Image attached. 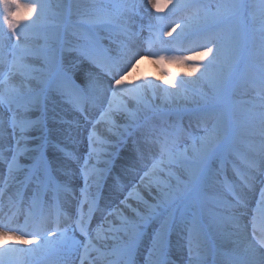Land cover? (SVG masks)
Masks as SVG:
<instances>
[{"label": "rangeland", "instance_id": "obj_1", "mask_svg": "<svg viewBox=\"0 0 264 264\" xmlns=\"http://www.w3.org/2000/svg\"><path fill=\"white\" fill-rule=\"evenodd\" d=\"M42 2L46 5L44 19L27 41L23 37L17 41L6 26L3 31L7 35L0 41V55L4 60L2 63L0 59V79L9 71L13 45L26 44L33 53L25 57L24 62L28 67L23 70V74L9 75L7 84H0V90L6 86L12 87L18 89L24 98H39V110L27 115L32 119L40 118L38 127L44 136L39 141L44 145L39 152L34 150L38 141L31 139L38 135L35 131L25 132L24 139L17 145L11 135V114L4 106H0V189L3 190V195H0V205L3 206L0 220L10 222L9 227L24 233L35 232L41 240L45 237L49 241L54 240L55 244L43 248L46 257L41 258L31 257L27 251H33L34 244L30 248V245L22 243L24 256L14 253L10 264H59L62 261L59 259L74 246L63 238L69 237L71 231L76 233L74 229L81 212L85 215L87 228L95 216L90 229L92 236L108 219L115 221V208L130 199L137 207L136 211H132V217L126 218L128 221H139L136 212L145 215L148 211L142 201H147L149 205L158 203L153 199L157 194L156 183H153L151 194L147 195H139L134 187L142 181L141 177L143 180L150 179L144 177V172L160 156V144L155 142V137L161 130L177 132L174 150H186L190 170L199 171L200 179L191 182L189 172L176 166L172 168L173 176L156 170L151 179L159 181L161 187L170 184L174 189L176 178L179 177L183 195L167 205L155 208L153 219L142 225V235L132 248L130 257L127 254L129 235L123 231H110L117 241L120 240V252L106 256L108 254L91 250L86 264H104L112 260H115L112 264H125L126 260L129 264H148L147 255L152 246V237L162 224L167 225L165 248L162 254L153 255V264H247V256L251 255V251L241 241L240 236L244 231L249 232L248 238L264 255V245L259 243L264 237V219L256 211L264 201V136L260 134L264 130L260 120V113L264 112V57L260 54L264 37V5L261 0H240L247 4L246 10L239 17L229 20L227 25L212 24L210 21L218 5L233 0H184L193 6L176 12H172V5H168L161 11L165 17L162 23H157L155 13L152 15L151 12L148 16L141 14L142 5L137 0ZM102 10L117 13L116 22H86L101 15ZM205 12L210 18L207 24L203 19ZM177 24L192 26V30L186 33L180 43L162 44L156 40V35L163 30L162 40L172 41L181 32V28H176L171 37L166 33ZM65 25L66 28L63 27ZM233 33L238 35L240 41L239 49L235 52ZM60 41L66 44L64 49L59 46ZM135 41L141 42L140 47L144 46V50L149 44L155 45L149 57L155 63L158 75L166 83L158 85L151 81L144 68H141L139 59L124 77L122 87L131 90L144 85L141 102L137 103L131 94L117 97L114 102L118 104L123 100L128 111L135 112V117L114 108L109 114L114 118L110 124L115 129L111 132L114 140L99 143L102 148L100 150L91 143L86 151H79L70 144L72 141L69 142L74 126L77 130L84 129L80 131L82 137L92 136L90 128L100 124L102 112L108 108L112 99L108 91L111 77L105 75L83 52L95 50L102 54L100 50L107 49V55L117 57L122 43L130 48ZM217 43L223 48L220 60L213 67L211 75L202 78L200 71H203V65L208 64L213 54L204 57L197 56L196 52L200 45ZM144 50L142 53L134 52L145 56ZM158 55H164L166 59L157 60ZM169 56H195L189 64L200 66V71L193 72L188 65L168 59ZM127 59L125 55L122 66H126ZM86 65L92 69L94 66L99 77L109 79L101 94L97 93L95 86L89 89L88 81L83 84L78 80ZM59 66H63L70 74V79L57 71ZM131 71L138 74V78L129 83L128 75L132 74ZM16 75L21 78L16 79ZM169 80H172L171 84L167 83ZM68 81L84 91L86 99L82 110L70 103L65 95ZM178 81H185L181 94L166 97L164 89L170 93L179 91L174 87ZM148 84L155 85V89L148 88ZM132 103L139 107L133 108ZM45 112L47 119H44ZM221 114L231 126L233 141L229 146L217 150L205 167L197 169L195 166L207 148L201 146L199 137L212 128L217 116ZM20 135L17 129V138ZM2 139L5 142L3 145ZM193 140L196 151L193 150ZM58 154L64 155L71 169L75 164L85 170L80 175L81 179L77 176L75 185L78 193L73 195L74 209L69 216L64 200V192L69 184H63L59 178L61 175L55 165ZM13 155L16 156L17 165L9 173L8 165ZM35 156L41 157V160L35 169H29L25 164L34 165ZM26 169L29 173L25 172ZM68 175L72 176L71 173ZM82 179L87 180L86 187ZM246 190L252 192L250 199L243 196ZM108 195L113 196L114 200L111 198V201H106ZM9 199L15 202L12 213L8 212ZM34 199L36 207L33 206ZM89 203L93 204L90 220ZM20 208L21 213L15 219V211L18 212ZM54 211H57L56 215ZM26 238L33 237L28 235ZM215 241L217 253L211 249ZM3 244L6 243L1 241L0 245ZM81 245L82 240L76 244L77 252ZM227 249L231 250L230 253ZM77 252L70 264H77L80 259V256L76 257Z\"/></svg>", "mask_w": 264, "mask_h": 264}, {"label": "snow or ice", "instance_id": "obj_2", "mask_svg": "<svg viewBox=\"0 0 264 264\" xmlns=\"http://www.w3.org/2000/svg\"><path fill=\"white\" fill-rule=\"evenodd\" d=\"M148 3L151 4L152 8L155 9L157 13H160L163 8L168 7V5H172V12H176L179 9L184 7H191L193 5L185 3L184 0H148ZM262 5H264V0H261ZM45 8L46 5L42 2V0H0V41L7 35L6 32L3 31V27L6 26L7 31L11 33V36L14 37L17 41H20L21 37L25 41L28 40L29 36L34 33V30L38 28L45 16ZM247 4L240 2V0H233L231 3H221L217 7V12L213 17L210 18L208 14L205 12L204 21L207 24L209 21L212 24H220L227 25L229 20L239 17L246 10ZM34 17V18H33ZM118 18L117 13H108L102 10V14L98 15L94 19H90L86 22L92 24H113L116 22ZM157 21L163 22L164 17L157 16ZM29 21H31L29 23ZM176 28H181V32L177 33V36L173 38L172 41H163L162 34L163 30H160V33L156 35V40L160 43H168V44H178L184 38L186 33L192 30V26L189 24H177L176 27L172 28V31L167 32L168 36H172L173 32H176ZM264 31V29H262ZM240 46L239 37L236 33H233V51H238ZM149 48H151V44H149ZM215 49V51H214ZM18 50V51H17ZM167 51L168 49H163ZM102 54H98L95 50L92 51H84L83 54L90 59L101 71L111 77V82L109 83L108 91L111 93V101L108 103V108L102 112L101 119H107L109 123H111L110 113L115 108L117 111H125L130 117H135V112H129L127 106L124 105L123 100H121L118 104L114 103L117 100V97H122L126 94H131L132 98L137 101V103L141 102L142 93L144 91V85H138L135 89H125L122 87L124 82V77L128 74V71L131 70L135 66V63L139 61V59H143L144 56L139 55V53L131 52L130 48L126 43H122L120 49V55L117 57H112L107 55V49L100 50ZM223 48L218 43L217 44H209V45H200L199 49L196 52L197 56H208L212 53V59L209 60L208 64L203 65V71H200V66L189 64V61L195 59V56H169L168 59L188 65L193 72L200 71V76L202 78H208L211 75L212 69L217 65L220 57L222 55ZM130 53V54H129ZM261 56L264 57V37L261 40ZM33 55L32 51L26 44L17 43L12 46V60L10 63L9 71L5 74L3 79H0V84H7L8 76L11 74L20 73L23 74V70L28 66L25 64V57ZM127 55L128 59L126 62V66H122L123 57ZM145 56L151 55L150 51H146ZM0 59H2V55H0ZM166 59L164 55H158L157 60L163 61ZM174 79V78H173ZM167 83L171 84L172 80L167 81ZM185 81H178L174 87L177 88L178 92H168L167 89H164V93L166 97L178 96L181 94L184 89ZM89 89H94V84L90 83L88 85ZM148 88L155 89V85L148 84ZM65 95L68 98V101L72 103L75 107L83 109V102L86 99L83 89L75 86L71 81H68L65 85ZM0 106H4L10 115V127L12 129L11 135L15 139L17 145H19L20 140L24 139L23 134L27 131H35L38 135L31 137V139L38 141L34 150L39 152L43 149L44 145L39 141L44 139L42 129L38 127L40 124V118L36 119L30 118L27 114L29 112L38 111L40 106V100L38 97H29L24 98L21 96L20 92L16 88L12 87H4L0 90ZM260 120L262 125H264V112L260 113ZM19 130L21 134L20 137L17 138L16 130ZM261 136H264V130L261 131ZM233 132L231 130V126L228 123L227 119L223 114L217 116L215 123L212 128L207 130L204 136L199 137L201 146H207L206 151L199 164L195 167L197 169H202L207 165V163L211 160L214 153L222 147L229 146L233 141ZM177 138V132L169 133L167 130H161L159 135L155 137V142L160 144V156L158 159H155L147 171L144 172V177H149L148 183L145 185L149 189V193L151 194V188L153 183H156L157 194L153 196V199L158 201L155 205L147 204V201H142L145 203L148 211L145 215H141L139 212H136V215L139 217V221H128L127 218H122V224L119 228L111 229L116 232L123 231L125 234L129 235V242L127 247V254L130 257L132 253V248L135 246V243L139 240L142 235L141 227L143 224L148 223L153 219V212L156 207L160 205H167L170 201L180 198L183 195V192L180 188L181 181L179 177H177V185L173 189L170 184H165L164 187L160 186L159 181H154L151 179L153 173L156 170L161 172H166L169 176L175 175L172 171L173 166L184 168L189 172V177L191 182L195 183L200 179L199 171H191V166L188 163V156L185 152H180L178 150H174L175 143ZM193 150L196 151L195 148V140H193ZM17 165L16 156L13 155L11 162L8 165V171L11 173ZM87 176V173L85 174ZM143 182V177H141ZM87 184V180H86ZM187 185H185L186 187ZM167 189V190H166ZM0 195H3V190L0 189ZM264 196V194H262ZM33 206H37V202L34 199ZM15 208V202L9 199L8 201V212L12 213ZM93 210V204L89 203L88 206V219H91V213ZM0 211H3V206L0 205ZM133 211H136L133 209ZM257 213L264 219V201H262L257 207ZM111 215V213H109ZM29 215H32L30 213ZM43 219V217H41ZM10 223V222H9ZM9 223H5L3 220H0V241L3 240H11L16 239L21 241L25 245L36 244L37 248L41 247L45 244H51L53 241L47 240L45 237L43 240L38 238L37 233H24L20 229H13L9 227ZM255 226V225H254ZM77 227L87 238L88 230H87V222L85 220V215L81 212L80 218L77 221ZM196 231V229H193ZM167 225L162 224L161 228L156 232V234L152 237V246L148 251L147 261L148 264H153L152 257L155 253H163L165 248V238H166ZM55 234V233H51ZM28 235H31L33 238H26ZM63 235V234H61ZM261 245H264V237L259 240ZM90 241H88L85 246V252L88 251V245ZM25 250L11 248L7 244L0 245V264H10V261L13 259L14 253H20ZM28 252H31L32 249H27ZM125 264H129L126 260ZM261 264H264V255L261 257Z\"/></svg>", "mask_w": 264, "mask_h": 264}, {"label": "bare ground", "instance_id": "obj_3", "mask_svg": "<svg viewBox=\"0 0 264 264\" xmlns=\"http://www.w3.org/2000/svg\"><path fill=\"white\" fill-rule=\"evenodd\" d=\"M137 1L142 5V8L140 9L141 14L148 16L151 14V12H152V15L155 13V9H153L151 4L148 3V0H137ZM3 28H5V26ZM140 46H141V42H138V41L132 42V44L130 46L131 52L139 51L140 53H142V51L144 50V46L143 47H140ZM140 60H141L140 62L142 64L141 68H144L145 74L147 75V77L150 78L151 81H153L154 83H156L158 85H160V83H166V81L161 76L158 75L157 69L155 67V63L153 61H151L148 56H144V58L140 59ZM1 62L3 63L4 60L1 59ZM82 74H83V78H82ZM128 77H129L128 82L131 83V82H134L135 78H138V74H135V72L133 71L132 74L128 75ZM19 78H21L20 75H16V79H19ZM78 80L81 81V83H83V84H85L84 81H88L89 83L94 84V86L96 87L97 93L101 94V92L107 86L109 79L106 77H99V74H98V72L95 71L94 66L92 69V68H90L89 65H86L85 69H83L81 75L78 77ZM131 106L135 109L139 107V105L135 104V103H132ZM111 119H114V118L111 117ZM126 120H128V119L126 118ZM110 124L111 123H109L107 119H101V122L98 126H94V127L90 128V131H91L93 137L89 136V135L82 137L81 135H83V134H81L80 131H84V129L80 128L81 130H77V128L75 129V127H76V125H75L72 138H70L69 142L72 141L70 144L73 147L75 146L76 149H78L79 151H83V150L86 151L87 146L90 147L91 143H94L95 148L97 150H100L102 148L99 145V143L105 142L106 140H114V138L111 135L112 134L111 132H113V130H115V129ZM84 128H86V126ZM78 132H79V134H78ZM1 144L2 145L5 144L3 139L1 141ZM4 146H6V145H4ZM58 158H61V159H58ZM55 165H56L58 172L61 175V176L59 175L60 176L59 178L61 179L62 183L63 184H69L68 185L69 187H67V189L64 192L65 208H67L68 216H69V215H71L72 210L74 209L72 206L73 195L78 193L76 190V185H75L76 180H77V176H79V179H81L80 175H83L82 172H84L85 170L83 169L84 167L75 166V164L73 166L74 168L72 167V169H71L70 166L66 163V160L64 159V155H62V154L57 155V160L55 161ZM68 169H71V170L69 171ZM78 169L80 171H77ZM68 173H71L72 176H69ZM148 181H149V179H147V178L144 179L143 182L139 181V183L137 184L138 186L134 187L135 192L138 193L139 195L149 194V189H148V187L145 186L148 183ZM79 182H81V181H79ZM121 182H119V183H121ZM152 191H153V185L151 188V192ZM136 193H134V195ZM251 195H252V192L249 190H246L243 192V196L246 199H248L249 196H251ZM135 196H137V194ZM111 198L114 200L113 196L111 197V195H108L106 197V199H107L106 201H111ZM110 205H112L111 202H110ZM126 206H130V208L129 207L126 208ZM136 207H137L136 203H134V201H132L131 199H130V201L125 202V204H118V206L115 208V213H116L115 221L108 219L107 222L97 230V232L94 234L93 238H91V245L90 246L96 247L100 253H104V254L110 253L109 255H106V256H110L112 254L114 255L115 253H118L120 251V246H121L120 240L117 241L114 238V236H112L110 234V231H113L111 229L119 228L121 226V224H122V222L120 221V220H122L121 217H123V218L124 217L125 218L126 217L127 218L132 217V215H133L132 211ZM113 208H114V206H113ZM237 223H239L238 220H237ZM247 224L249 226V222H247ZM248 231H250L249 227H248ZM248 233H246L244 231V232H242V234L240 236L241 241L244 244V247H246L247 249H249L251 251L250 252L251 255L247 256L250 263L248 262L247 264H261L262 251L259 248H257L256 245H253L252 241L248 238ZM79 238L80 237H78L77 235L71 234L69 237H64L63 239H65V241L67 243L70 241V242H74L75 244H77ZM3 241L11 248L22 249V242L19 240L11 239V240H3ZM52 241H53V244H55L54 240H52ZM0 243H1V241H0ZM34 246H35V248H33L30 245V248H33V251L30 252L31 257H41V258L46 257V251H43V248H45L46 246L48 247L49 244L42 245L39 248H37L36 244H34ZM215 248L218 249V246L215 245ZM74 249L75 248H73V250ZM230 251H231L230 249H227V252L230 253ZM18 254L21 257L24 256L23 252H20ZM73 257L74 256H72L71 253L67 254V255H63L59 259V260H62L59 264H61V263L62 264H70L71 259ZM114 261L115 260H112L111 262L108 261L104 264H111Z\"/></svg>", "mask_w": 264, "mask_h": 264}]
</instances>
